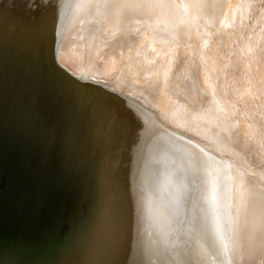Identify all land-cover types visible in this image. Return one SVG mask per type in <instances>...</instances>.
Wrapping results in <instances>:
<instances>
[{"label": "water", "instance_id": "1", "mask_svg": "<svg viewBox=\"0 0 264 264\" xmlns=\"http://www.w3.org/2000/svg\"><path fill=\"white\" fill-rule=\"evenodd\" d=\"M46 4L47 0H0V18L10 17L11 30L25 32L22 40L0 39L4 43L0 45L4 73L0 80V264H98L95 227L93 231L85 230L83 225V220L86 227L89 225L88 218L94 223V215L100 213L96 202L106 188L103 185L99 189L97 184L107 176L108 198L114 201L117 186L121 182L126 185V176L138 161L146 169L138 174V179L143 176L139 184L147 187L149 180L152 185L158 166L155 163L149 167V159L160 151L167 155L166 214L176 197L183 196L184 204L196 206V211L205 207L206 202L199 200L201 196L210 194L212 200L214 195L222 194L229 201L228 192L218 189L226 185V175L232 168L234 174L238 173L231 157H219L225 152L202 148L196 137L161 120L142 98L129 96L106 80L81 79L61 67L51 53L46 57L43 51L36 53V45L42 42L37 15ZM174 17L166 14L164 20ZM40 23L43 32L48 31ZM58 23L56 20L54 28ZM13 46H19V51H11ZM3 81L8 82L9 90L19 88L15 96L10 90L13 99L5 104L1 99L2 93L7 94L1 90ZM149 129L153 134L157 130L174 135L175 141L171 140L175 143L165 146L162 140H153L149 149V137L141 138V133ZM180 136L196 145L195 154L204 160L206 168L183 160L187 152L184 154L179 147L184 145ZM95 154L98 162L92 168ZM125 169L128 172L124 174ZM231 175L236 180L233 172ZM68 211L72 212L70 218L65 216ZM229 226L230 221L225 224L224 220L215 226V231L223 230L225 237L224 244L219 242L209 251L210 259L215 257L218 264H230L232 259ZM27 248L33 251L36 261H27L23 256ZM126 249L128 259L139 264L141 254L131 256L132 251ZM175 249L177 260L170 263L180 264L177 261H181L184 249L179 245ZM159 257L165 261L164 252Z\"/></svg>", "mask_w": 264, "mask_h": 264}, {"label": "bare ground", "instance_id": "2", "mask_svg": "<svg viewBox=\"0 0 264 264\" xmlns=\"http://www.w3.org/2000/svg\"><path fill=\"white\" fill-rule=\"evenodd\" d=\"M183 1L181 0L179 3L182 6L181 9L184 8L187 11L191 9L192 11H195L196 14L200 13V11L198 10L200 6L199 2H201L202 0L201 1L195 0L194 2L189 1L190 3H187L188 6ZM205 1H203V3L208 5L207 4L208 2L205 3ZM218 3H223V2H218ZM214 4H216V2ZM215 6L216 5H214V7ZM214 7L212 6V8ZM202 8H204V6L201 7L200 9ZM205 8L208 10V7ZM218 9L221 10V8ZM191 10L188 12L190 13ZM202 11L203 10H201V13ZM206 12L207 11H205L204 14L208 16L209 13ZM166 14L169 17H174V15L175 17L174 19L164 20ZM202 14L199 16L204 18L203 16L204 14L203 15ZM212 14L214 13H210L209 15L212 16ZM176 15H177L176 5L172 3V0H163V1L161 0H152V1L149 0H47L46 9L43 12H39L37 16L38 18H40V21L45 25L48 31L43 32L44 30L40 21L37 22V24H39L41 28L42 42L41 45H36L38 46L36 48V53L38 52V50L43 51L42 53L44 57L48 56L49 53H51V57L55 58L61 67L63 65L68 72L70 71L66 68L67 66L65 65L69 64L70 67L73 66L74 70H76L77 72L81 71L82 73H84L83 76H86L85 71L86 70L89 71L90 69V64L86 62L88 60L87 55L86 54H85L86 56L83 55L84 45L87 42L92 45L90 48L92 47L95 48L94 49L95 54L96 53L99 54L101 53V51L107 52V49L104 48H108L110 46H112V53L119 50L122 52V49H126L125 47L127 48L133 47L136 44V42L134 41L137 40L135 35L137 34L139 35L140 31H143L142 36L139 38V41L145 40L143 41L144 42V46L142 47L143 49L135 45L133 47L134 49H130V48L129 50L127 49L129 52L123 50V52L126 54V57H129L128 61L126 62L128 71L125 74H123V76H121V74L120 75L118 74L116 82L121 86H126L124 85L125 81L127 82L129 81L128 76L131 72L135 70V68L138 69L139 72H141V74H144L146 77H149L150 75L151 62L154 59L153 56L152 57L150 56L152 51L150 50L149 40L151 39H149L150 37L147 31L150 30L149 29L150 21L154 23L157 22V24H161L162 26H164V28L167 25H170L175 28L176 24H179L180 23L179 21H181L179 19L182 18L183 20L182 22H185L186 19V17H184L185 15L181 17H178ZM154 16L157 17L154 18ZM207 16H206V21L209 22L211 16L210 17ZM216 16H214V18ZM9 20L10 17L8 16H5L3 19L0 18V39L4 40L5 42L8 40L11 41H18L20 39L22 40L23 39L22 36L23 34H25V32L18 30L17 28H13L11 30L12 25L9 23ZM56 20H58L59 23L57 27L54 28V24ZM214 21L215 20H213V22ZM92 25L93 27H91ZM204 25L206 27L207 24L205 23ZM89 27H91V29L86 31L85 29ZM123 27H125L126 29H130L129 31L132 30V32L129 33L131 34L135 33V34L130 37L128 35L125 36L124 35L125 28ZM155 28H157L158 32L160 31L159 27H155ZM181 28L183 29V27ZM177 29L181 30L180 28ZM127 32L128 31L126 30V33ZM177 34L179 35L180 33ZM7 36H9V38H7ZM59 36L61 38L58 41ZM106 37L109 38L108 42L105 41ZM159 37L161 38V42L160 45L158 46L161 47V49L166 50V43L169 39L168 36L166 35ZM179 38L181 39V37ZM2 40H0V45L4 44ZM75 40H78L79 45L75 44L74 46ZM58 44L60 48L59 49L60 61H58L56 56ZM73 47H74L73 56L79 52L81 54L79 53L78 55L80 56L82 55L80 57V61L76 64H74L75 62L73 61L72 53L69 51L70 48L72 49ZM19 49H20L19 46L10 47V50L13 52H17L19 51ZM148 49L150 50L151 53L148 51ZM155 49H157V47ZM2 50L4 51V48H2ZM89 52L91 53L92 51L89 50ZM42 53H38V54L40 55ZM164 66H162L159 70L154 71V73L156 72L155 74L157 76L158 74L163 75L164 73L162 74V68ZM125 76L128 77L127 80ZM3 77H4V73L2 71V66L0 65V80ZM2 83H4V85L2 87L3 89L1 90L4 93H7V94L2 93L1 95V99L3 100L2 103L5 104L10 102L11 99H13L10 96V93L12 92L14 96L17 95L19 93V88L16 87L15 90L10 89L11 90L10 92L9 88L11 87H8V82L3 81ZM128 83L131 84V82ZM105 94L108 95V92H105ZM162 101L164 102L162 109L165 119L167 118L171 122L180 125L182 127L184 126V124L190 123L191 126H193V128L195 127L193 131L198 132L199 133L198 135L202 134L201 136H210L213 138V139L210 138V140L212 139L214 140L213 142L222 144L223 147L227 145L224 143V138L227 137L230 138V136L227 135L226 137L224 136V138L220 137V135L221 134L224 135L225 132L223 131L222 133V130L224 129L226 130L225 124L223 125L221 123V121L223 120L218 122V120H216L217 118L215 119L213 118L214 115H211V117L208 120L209 122L207 120L206 121L209 124L211 123V121L212 123L215 124L204 125L203 120H201V123L199 124L197 123L198 124L197 125L194 114H190L189 111H186L184 105H182L177 101L169 100L168 98H163V97L161 98V102ZM152 104L150 106H152ZM122 110L125 111L124 109ZM118 126H120V124H117V127ZM138 129L142 131L139 124H138ZM228 129L231 130V127ZM145 130H147L146 127ZM233 130L236 129L233 128ZM228 132L230 131L228 130ZM155 133L157 134H153L152 129H149V131L145 133H141V138L146 139L147 137H149V149L151 147V142L153 140L160 139L162 140V143L165 146L170 144L169 142L175 143L174 135L172 134L164 135L157 130L155 131ZM232 136L235 135L233 134ZM180 138L183 139L185 143L183 142L184 145L183 146L179 145V147L184 152V154L185 151L187 152V156L185 154L186 157L183 156L184 157L183 160L191 161L192 163L202 168H206V164L204 163V160L199 158L195 154L196 145L194 146V144H192L190 141H187L186 138H184V136L183 137L180 136ZM171 139L174 141H172ZM232 140H235V137ZM143 141L145 142V140ZM217 147L220 148L219 146ZM228 147L229 146H227L226 148ZM229 151L230 150H228V154ZM165 156H167L166 153L160 151V153H158L156 156L153 155L152 157H150L149 167H152L156 163L158 166V174L154 175L152 185L151 183L149 184V180H148L146 184L148 186L144 188H142V184H139L138 181L139 179H142L143 176L139 175V179H138V174L140 173V171L145 172L146 169H144L141 166V162L138 163L137 161V163L135 164V169L134 170L130 169L129 174L126 176V185L122 186V182H121V184L117 186V191H116L117 197L114 201L108 198L110 195L109 194L110 182L109 180L105 182L107 176L106 177L103 176L102 181H100V184H97V186H99V189L100 186L102 187L103 185L106 188V191L103 190V192L101 193L100 197H98V200L96 202L97 206H99L100 213L94 215L95 218L94 223H92V221L88 218L89 225H87V227H86V220H83V225L85 230L86 229L91 230L92 227L93 228L95 227L94 235H93V239L96 243V245L94 246V253L95 255L98 256V259L95 258V261H98V264H102L104 260L105 261L103 264H135V261L128 259L126 248H129L132 251L131 256H134V254L135 255L136 254L138 255L139 253L141 254L138 260L140 261L139 264H171L170 263L171 261L177 260L176 255L178 251L175 249V247L179 245L180 248L184 249V254L183 255L181 254V261H177L180 264L182 261H183L182 264H218L219 261H215L216 260L215 257H211L210 259L209 251L212 248L214 249V246L217 243L219 244V242L224 244V241L222 240V239L225 240V237L223 235L224 234L223 230L222 232L219 231L218 233L215 231V226H217L218 223L223 224V220H224L225 224H228L230 221L229 248L231 249V258H232L230 264H250V262H252L251 264H254L253 261L255 260V258L252 257V255L257 257L256 255H258V252H256V254L254 253L251 255L249 254V252L253 250L254 248L253 246L255 244L249 243L251 245H248L249 246L248 247L246 246L248 243L247 244L245 243L248 241L249 235H251L250 233H252V231L256 229L255 227L259 223V227H260L259 246H262L261 248L264 250V187L253 183V178L251 177V175H253L252 173L250 174V176L243 177L240 176V174L238 175L234 174L235 171L232 168L231 171L228 173V176L226 175V178L229 179L228 181H226V185L218 189L219 192L223 191L224 189H225V193L228 192L229 201L224 200V196L219 193H218L219 196L214 195L212 197L214 199L212 200L210 194L205 195L204 198H202L201 196L199 197V200L202 199L204 203L206 202V204L203 210L196 211L197 209L196 206L193 207L192 205L184 204L183 196L176 197L173 203L171 204L170 211L167 212L166 214L165 204L168 200L166 191H168L169 188H167L168 186H166L165 184V180H166L164 176L165 173L164 170L166 168ZM226 156H227V151H226ZM105 157L106 155L104 156V161H105ZM91 162H92V168H94L96 162H98V158H96V154L92 155ZM233 162H236V160ZM127 172L128 169H125L124 174ZM232 172L236 180L233 179V176L231 175ZM255 175L256 174H254V176ZM255 177H254V182H256ZM215 179L217 180L218 178ZM227 186L228 188H226ZM123 189H125L124 193H123ZM74 190H76V188H74ZM95 191H97V187L95 188ZM209 200L213 201L212 209L209 205ZM197 213H199V217H200L199 219H197L198 216ZM71 214L72 212L68 211L65 216L70 218ZM78 217H80V215L77 216V220ZM72 234L73 233L70 234V237L72 236ZM70 237L69 240H71ZM66 239H68V237H66ZM243 243L245 244L246 247H244ZM250 248L252 249L250 250ZM187 249H190V251L188 252ZM161 252L165 253V261H163L159 257V254ZM23 253H24L23 256L27 258V261L37 260V258L33 257L34 254L31 249L27 248V250H25ZM251 253H253V251ZM42 261H44V259ZM86 261H90V260L87 259Z\"/></svg>", "mask_w": 264, "mask_h": 264}, {"label": "rangeland", "instance_id": "3", "mask_svg": "<svg viewBox=\"0 0 264 264\" xmlns=\"http://www.w3.org/2000/svg\"><path fill=\"white\" fill-rule=\"evenodd\" d=\"M180 1L181 0H172V3L176 5L177 16L181 17L185 15L184 17H186V23L182 22L183 20L181 18L179 19L181 20L179 21L181 24H176V26H179H177V28L181 30H178L176 26L174 28L170 25L164 28L161 24L150 21V30L147 31L149 33V39H151L149 41L152 53L149 49L148 51L151 53L150 56H153L154 59L151 62L149 77L141 74V72L135 68L128 76V82H131V84L125 81L124 85L126 86H121L116 82L118 74L123 76V74L128 71L126 62L129 57H126L123 50L129 52L128 50L130 47H125L126 49H122V52L119 50L112 53V46H110L111 48H104L107 49V52L101 51V53L95 54V48H90L92 45L87 42L84 45L83 55H87L88 60L86 62L90 64L89 71L86 70L88 74L85 71L86 76H83L84 73L81 71L77 72L74 70L73 66L70 67L69 64L65 66H67L66 68L70 72L74 73L79 78L81 77V79L91 78L97 79L98 81L106 80L119 90H124L129 96H134L138 99L142 98L149 105L153 103L151 107L155 109L154 111L161 120H165L171 126L195 136L197 138L196 140L194 137L195 141L201 143L202 148H208L210 150L214 149L216 146L215 149L218 152L223 151L225 148L227 156H229L230 153V156L233 155L231 156L233 159L232 163H235L234 165H236L237 173L240 174V176H243L246 172L249 173H247L248 176L252 173L253 175H251V177L253 178V183L264 187V0H200V6L198 5L199 9L197 6L200 13L197 14L191 9L190 13L188 12L190 10L181 9L182 6L179 4ZM189 1L194 2L195 0H186L183 2L188 6L187 3H190ZM203 1H205V3L208 2V5L204 4ZM215 2L216 4H214ZM214 5L216 6L214 7ZM203 6L204 8L200 9ZM212 6L214 8H212ZM205 7H208V10ZM216 7L221 8V10ZM201 10L204 11H202L203 14L207 11L209 14L214 13L215 15L212 14L211 16L208 14L212 19L210 17L209 22H207V15H203ZM201 14L204 18L199 16ZM214 16L216 17L214 18ZM155 17L157 16H154V18ZM213 20L215 21L213 22ZM205 23L207 24L206 27L204 25ZM91 27H93V25ZM91 27L85 30L88 31ZM155 27H159L161 32H158ZM181 27H183L184 30ZM126 30L128 31L127 33ZM129 30L130 29H124L125 36L128 35L130 37L135 34L129 33L132 32V30ZM142 32L143 31H140L139 35H135L137 40L134 42H136L135 45L139 46V48L144 46L143 41H145H139ZM177 33L180 34L178 35ZM166 35L169 39L166 43V50H163L158 46L161 42L159 36ZM179 37H181V39ZM60 38L59 36L58 41ZM105 39L106 42L109 41L108 37ZM75 42L74 46L75 44L79 45L78 40H75ZM133 47L130 49H134ZM156 47L157 49H155ZM59 49L58 44L56 53L58 61H60ZM73 50L74 47L69 50L72 56ZM89 50L92 52L90 53ZM79 53L73 56L74 64L80 61L82 55H78ZM162 66H164L162 68V74H164H158L157 76L154 71L159 70ZM128 77H126V80ZM101 87L107 88V86ZM132 92L135 94L132 95ZM162 97L177 101L184 105L186 111H189L190 114H194L196 124L201 123V120H203L204 125L215 124L212 123V121L210 124L208 123L211 115H214L213 118H217L216 120H218V122L223 120L221 123L223 125L225 124L226 130L231 127V130L234 132L230 129L228 130L235 136H232L233 134L228 132V130H222V133L223 131L225 132L224 135H220L221 138L227 135L230 136V138L227 137L229 139L224 138V143L227 145L223 147L222 144L213 142L214 140H212L213 138L210 136L198 135V132L193 131L195 127L193 128L188 122V124H184L182 127L171 122L167 118L165 119L162 109L164 102H161ZM233 128L236 130H233ZM234 137L235 140H232ZM198 138L201 140H198ZM210 138L212 139L210 140ZM227 146H231L230 149L229 147L226 148ZM225 150L223 151L225 154H220L219 157L225 156L227 158ZM228 150H230L229 154ZM235 160L237 164L233 162ZM254 174H256L255 176L257 177H255ZM253 176L256 182H254ZM255 228L256 229L250 233L251 235H249L248 241L245 244L248 243L246 246L255 244L253 250H251L252 248H250L251 251L249 250L250 255L258 252V255H256L257 257L252 255V257L255 258L253 261L254 264H264V250L261 248L262 246H259V223ZM245 244L244 247H246ZM252 251L253 253H251ZM251 263L252 262H250V264Z\"/></svg>", "mask_w": 264, "mask_h": 264}]
</instances>
